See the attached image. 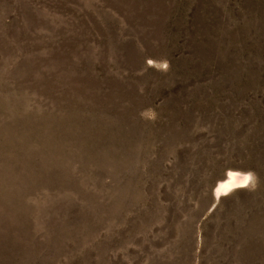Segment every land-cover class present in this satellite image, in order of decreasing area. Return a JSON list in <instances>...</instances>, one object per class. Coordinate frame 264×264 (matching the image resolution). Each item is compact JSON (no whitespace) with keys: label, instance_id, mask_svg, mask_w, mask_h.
<instances>
[{"label":"rangeland","instance_id":"obj_1","mask_svg":"<svg viewBox=\"0 0 264 264\" xmlns=\"http://www.w3.org/2000/svg\"><path fill=\"white\" fill-rule=\"evenodd\" d=\"M0 264H264V0H0Z\"/></svg>","mask_w":264,"mask_h":264},{"label":"bare ground","instance_id":"obj_2","mask_svg":"<svg viewBox=\"0 0 264 264\" xmlns=\"http://www.w3.org/2000/svg\"><path fill=\"white\" fill-rule=\"evenodd\" d=\"M252 175L246 172L231 171L226 178L219 183L215 190V197L218 199L221 195L226 194L230 190L246 184Z\"/></svg>","mask_w":264,"mask_h":264}]
</instances>
